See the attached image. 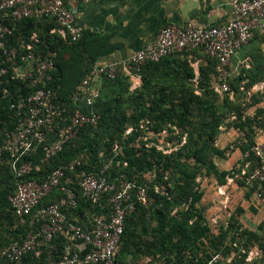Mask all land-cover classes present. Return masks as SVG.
Segmentation results:
<instances>
[{
	"label": "trees",
	"instance_id": "trees-1",
	"mask_svg": "<svg viewBox=\"0 0 264 264\" xmlns=\"http://www.w3.org/2000/svg\"><path fill=\"white\" fill-rule=\"evenodd\" d=\"M4 22H8L7 18ZM54 27L56 24L50 19L23 18L13 22L11 34L6 41L7 46H17L22 41L29 42L31 35L36 33L37 42L33 43L36 52L52 50L55 53L49 86L55 92V101L65 107L66 111L63 114L64 120L58 118L47 133V143L55 139L58 129L65 124V118L76 108L74 94L81 80L92 71L106 42L105 35L85 30L79 40H65L57 33H50ZM197 52L184 51L176 53L183 57L170 55L159 62L143 64L138 71L141 88L132 97L136 103H148L132 117L127 116V107L123 104L128 78L118 74L109 79V85L114 87L115 93L104 98L97 106L96 127L84 125L77 136L48 162L41 163L44 156L42 146L27 157V160L41 165L40 171L32 170L23 175L21 180H43L58 166L83 156L84 162L79 169L99 172L111 161V166L105 171L109 181L132 182L136 186L134 193L139 186L146 189L147 203H135V210L126 217L115 258L117 264H130L126 260V253L123 255L128 248L143 257L162 259L164 264H199L213 255L221 257L215 264H238L235 251L244 260L251 249L258 248L261 257L252 264L255 261L264 264V219L253 227H244L235 216H231L227 225L219 227L214 233L201 205L204 191L196 181L199 173L213 177L220 184L225 183L226 178H233L238 185L248 187L244 193L247 199L257 191L258 185L247 184L241 171L247 161L249 164L246 172L256 165L250 145L255 143V128H264V120L257 119L264 110L257 107L252 117L243 115L238 100L240 94L245 95L253 84L264 81V52L261 49L254 52L251 67L229 78L233 95L224 94L222 102L217 105V94L210 87L212 76L216 74L217 62L203 54L206 64L199 66L196 76L189 64L188 55ZM4 87L7 93L0 92V132L13 127L17 121L16 113L9 109V104L34 89L27 81L12 78L10 74L5 78ZM252 101L259 102V99L254 95ZM231 112L239 120L234 127L243 130L249 142L238 147L242 154L248 152V155L237 169L228 171L218 169L213 157L222 158L226 154L225 149L215 147L214 139L226 114ZM169 124L177 126L187 135L185 143L176 150L163 153L156 145H148L141 139L146 131L160 135ZM100 151L102 155L98 158ZM3 169L7 174L2 173ZM145 173L149 175V180L144 177ZM235 174L239 177H235ZM0 176L3 180L0 187L1 253V249L11 242L24 239L27 226L17 223L8 202L19 180L11 168L8 154L0 157ZM259 190L264 203V182ZM76 193L80 204L78 212L82 218L85 211H101L100 203L103 201L93 206L81 196L79 190ZM58 197L59 193L55 190L43 203H50ZM244 212L242 207H238L236 215L241 216ZM4 218L9 219L8 226L3 223ZM63 246L64 243L59 240L58 250L53 255L61 251ZM45 258L43 253L37 259L38 264H46ZM31 262L36 264L34 259ZM0 264H7L1 254Z\"/></svg>",
	"mask_w": 264,
	"mask_h": 264
},
{
	"label": "built area",
	"instance_id": "built-area-1",
	"mask_svg": "<svg viewBox=\"0 0 264 264\" xmlns=\"http://www.w3.org/2000/svg\"><path fill=\"white\" fill-rule=\"evenodd\" d=\"M72 1L0 0V92L7 93L4 83L9 74L34 87L29 94L9 104V109L16 113L17 121L13 127L0 132V157L4 154L10 156L11 168L19 178L8 202L17 223L27 226L21 242L13 241L1 249L0 254L7 264H33L31 259L38 264L37 259L43 253L46 264H117L115 258L126 217L135 210V203H147L144 187H137L134 193V183L107 179L105 171L111 166V161L99 172H88L79 169L84 157L77 156L69 163L58 166L43 180H21L32 170L40 171L41 165L27 160L37 147L43 148V164L75 138L84 125L96 127L99 93L92 85L94 77L113 79L122 74L140 83L138 71L146 62H159L176 53L196 50L217 62L214 90L232 97L228 71L232 57L256 33L261 37L264 51V0L232 1L230 19L222 25L203 26L194 20L183 25H164L154 41L135 51L127 60L95 62L92 71L81 80L74 94L76 108L65 118V124L58 129L55 139L47 143V133L58 118L63 119L66 111L55 101V92L49 86L55 53L52 50L36 52L33 45L37 42L36 33L31 35L29 42L22 41L17 46H7L6 41L13 22L23 18L50 19L56 24L50 33H57L72 42L79 40L84 27L76 21L71 11ZM6 18L8 22H4ZM237 137V142L230 145L231 150L249 142L243 130H238ZM156 146L164 152L163 148ZM250 152L256 158V165L246 172L247 161L241 175H245L247 184L258 185L253 202L257 206H264L259 190L264 182V142L250 145ZM247 155L248 152L242 154V159ZM235 177H239L238 174ZM55 190L59 197L50 203H43ZM77 190L93 206L103 201L100 203L101 211H85L82 218L78 212ZM59 240L64 246L53 255L58 250ZM261 254L260 249H251L248 260L253 261ZM220 259L219 255H213L199 264H215Z\"/></svg>",
	"mask_w": 264,
	"mask_h": 264
},
{
	"label": "crops",
	"instance_id": "crops-1",
	"mask_svg": "<svg viewBox=\"0 0 264 264\" xmlns=\"http://www.w3.org/2000/svg\"><path fill=\"white\" fill-rule=\"evenodd\" d=\"M232 1L234 0H74L70 3V8L85 31L106 36L102 54L97 59L98 63H106L127 60L135 51L154 41L159 29L167 24L183 25L194 20L203 26L222 25L230 19ZM259 49L263 51V44L260 35L256 33L232 57L228 67L230 77L236 76L242 69L250 68L251 58ZM178 55L174 54V57ZM179 56L183 57L182 54ZM188 61L196 76L199 66L206 64L203 53L199 51L189 54ZM92 85L99 93L97 106L104 98L115 93L108 78L94 77ZM235 130V134H238L239 129ZM254 140L264 142V128H255ZM244 198L248 205L242 204L245 212L239 221L244 227H253L264 219V207L255 206L253 195L249 199Z\"/></svg>",
	"mask_w": 264,
	"mask_h": 264
},
{
	"label": "rangeland",
	"instance_id": "rangeland-1",
	"mask_svg": "<svg viewBox=\"0 0 264 264\" xmlns=\"http://www.w3.org/2000/svg\"><path fill=\"white\" fill-rule=\"evenodd\" d=\"M263 82V84H262ZM137 80L129 79L127 81V91L124 92L123 104L125 108L127 107V116L132 117L136 111L142 110L147 106V101L135 102L133 95L137 89L141 88V83H138ZM217 84L216 74L212 76L210 87L217 94L216 105L221 103L223 100L224 94H220L214 90L215 85ZM199 94L200 91L196 90ZM256 95L259 99V102H253L252 97ZM238 103L243 111V115L253 116L257 107H261L264 110V81H259L253 85L252 88L248 89V93L245 95L239 96ZM234 112L226 114L225 119L218 127L217 136L214 139L215 147L218 149H225L226 154L222 158L214 156L213 160L220 170L233 171L237 169L239 163L242 161V153L239 149L231 150L230 145L237 142L236 127L235 123H239L238 119L234 117ZM244 116L242 117V119ZM260 121L264 120V112L259 116ZM256 125V124H254ZM257 126V125H256ZM262 128V127H261ZM129 129V128H128ZM186 133H182V130L175 125H167L163 129L162 133L155 135L150 131H146L145 135L141 137L148 145H158L164 149L163 153H170L172 150H176L186 141ZM102 152L98 154V158H101ZM3 174H7L5 169L2 170ZM144 177L149 180V175L144 174ZM2 176H0V187L2 185ZM197 183L200 188L204 191V196L201 200V205L205 209L206 220L212 231L216 233L218 228L227 225L228 221L231 219V216H235L238 220L241 219V216L236 215V210L238 207L247 206L248 202L244 198L245 190L248 189L247 186H240L236 182L231 181V178H226V182L223 184L218 183L213 177L205 176L203 173H199L196 178ZM243 204V205H242ZM181 208L183 206H180ZM244 221V220H243ZM3 223L5 226L10 224L8 218H4ZM141 225H139V228ZM9 238V237H8ZM236 252V259L238 264H252L253 261L248 260L249 252L246 254L244 260L242 256ZM244 252V249L242 250ZM126 253V256L124 255ZM134 254L136 255L134 257ZM123 255L126 257V260L130 264H164L162 259H150L148 257H143L137 254L133 249H127L124 251ZM136 259V260H135ZM135 260V261H134ZM251 262V263H250ZM254 264H261V262H256Z\"/></svg>",
	"mask_w": 264,
	"mask_h": 264
}]
</instances>
